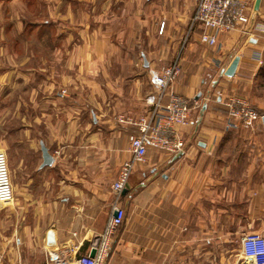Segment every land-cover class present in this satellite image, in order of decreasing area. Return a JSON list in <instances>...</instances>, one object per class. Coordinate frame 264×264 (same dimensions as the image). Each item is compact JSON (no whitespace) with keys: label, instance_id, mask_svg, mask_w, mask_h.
Instances as JSON below:
<instances>
[{"label":"crops","instance_id":"obj_1","mask_svg":"<svg viewBox=\"0 0 264 264\" xmlns=\"http://www.w3.org/2000/svg\"><path fill=\"white\" fill-rule=\"evenodd\" d=\"M50 1L51 13L63 3ZM196 1L94 0L93 12H83V20L95 19L88 31L93 46L87 41L82 49L89 52L82 63L93 61L95 104L80 109L91 120L80 129L70 109L51 106V96L39 97L43 87L31 85L36 74H0V103L12 88L6 84L24 83L33 108L45 107L43 123L51 134L45 144L55 158L41 167L38 139L20 140L28 143L22 162L33 168L15 169L13 214L0 218V264H49L48 250L65 242L91 253L113 211L112 183L131 156L130 136L137 134L119 115L151 110L148 68L175 57L181 72L173 91L198 100L190 124L180 128L187 147L175 153L148 148L147 161L137 165L123 191L126 215L105 264H254L238 251L247 233L264 234V31L238 28L219 35L216 45L204 44L200 27L188 30ZM252 2L250 25L264 26V0L258 10ZM236 56L235 74L225 75ZM51 76L44 79L45 92L54 86ZM231 95L244 96L261 112L253 130L226 127ZM25 104L19 100V107ZM34 122L23 124L20 134L32 132ZM6 133L1 118L0 138Z\"/></svg>","mask_w":264,"mask_h":264},{"label":"rangeland","instance_id":"obj_2","mask_svg":"<svg viewBox=\"0 0 264 264\" xmlns=\"http://www.w3.org/2000/svg\"><path fill=\"white\" fill-rule=\"evenodd\" d=\"M2 1H4V3ZM198 3L199 0L196 1L194 9L188 19V30L189 32H192L195 28L200 27V42L210 45L209 43L201 40V35L206 30L204 24L193 21V16ZM93 4L94 0H63V3L54 4V7H57L58 11L51 13L53 4L51 1L49 2V0H0V26L2 27L0 33V74H36L38 79L31 85L43 87L39 92V97L44 95H47V97L51 96L54 99V103L51 104V106L55 108H60V106H62L70 109L72 118L77 120L76 128L78 127V129H80L81 123H84L87 120L91 121L89 114L86 113V110L83 111L80 109L85 107L92 108L95 104V99L92 95L93 78L95 77L93 61L90 66L82 63V58H89V52H84L82 50L83 44L88 41L91 47L93 46V33H88V31H91L95 25V19L91 18L83 20L82 14L83 12H93ZM252 5V0H248L246 4L249 16L248 22L237 25L234 30L242 28L245 33L264 31V29H258L256 25L253 28L250 25V10ZM17 15L20 16V18H18ZM13 16L16 18L13 19ZM208 31L213 32V30ZM229 33H219V35ZM174 62L179 63L181 66L179 57H175L170 64L161 65L159 67L149 66L148 68L152 94L147 97V102L151 106V109L153 105L149 102V98L153 94H156L155 88L151 82V70H161L163 67H168ZM31 67L36 70H31ZM50 74H52L51 81H53L54 86L51 90H46L45 92L47 84L44 82V79L46 78V75ZM179 74L169 85L171 92H174L172 86L177 80ZM61 75H65V77L63 78ZM74 79L77 81H73ZM14 85L16 86L15 88ZM24 85L29 84H16L12 82L6 84V86H12V88L11 90L7 89V98L2 100V103H0L3 105L4 102V107H0V112L3 111V109L7 110V114L5 116L0 115V119H5L7 131L6 137L0 138V150L5 151L7 155L12 182L14 181L13 176L15 169L20 167L23 168L25 165L27 166V169H29L31 166L30 164L22 162L23 155L28 154V147L24 146L28 145V143L24 144V142H27L25 137H34L33 139H38L39 144L41 140L46 142L51 139V134L43 123L44 115L42 114V111H45V107L33 108V104L29 100L30 95L25 91ZM9 91L11 92L8 93ZM232 96L240 97L241 99L247 101V103L262 118L261 112L247 98L239 95H231L225 100L227 110L226 127L228 129L243 127L247 130H253L261 118L255 122V126L252 128L245 127L241 119L232 118L229 114L230 112L227 106V103L230 101L229 98ZM169 99V93L165 94L162 98L163 103H167ZM19 100L25 102L26 104L19 107ZM188 100L190 101L191 110L193 112V105H197L198 100L195 101L189 98ZM102 101L103 105L109 104L104 97H102ZM15 108L18 110L19 114H14ZM150 112L151 110L135 116L130 114H121L119 115V121L124 122L126 121L125 118L129 116L137 118L143 114H150ZM192 112L189 124L191 122ZM31 120L36 121L33 123V131L27 132L26 136L22 135V133L20 134V129L23 127V124H29ZM229 122H233L238 126H228ZM131 125L134 126L133 124ZM185 126L187 125L181 127ZM134 127L137 129L136 126ZM180 134L185 140L181 131ZM22 139L24 142L20 141ZM31 167L33 168V165ZM13 206L14 199L9 203L0 204V218L4 216L9 217L13 214ZM238 253H242V247ZM214 264L251 263L249 261L242 262L241 259L240 261H231V259H215Z\"/></svg>","mask_w":264,"mask_h":264},{"label":"built area","instance_id":"obj_3","mask_svg":"<svg viewBox=\"0 0 264 264\" xmlns=\"http://www.w3.org/2000/svg\"><path fill=\"white\" fill-rule=\"evenodd\" d=\"M247 2L248 0H199L193 21L201 22L206 28L201 40L215 45L219 33H229L237 25L248 22ZM256 27L264 29L260 23ZM180 69L179 63L174 62L161 70H151V82L156 94L149 98L153 105L150 114L137 118L122 116L137 127L138 133L130 136L131 156L123 161L118 176L112 183L115 204L104 230L92 242L91 250L95 249V255L82 253L79 243L65 242L48 250L49 264H104L111 250L113 235L125 219L126 211L121 204L123 191L137 165L147 161L148 148L155 147L172 153L186 149L180 127L189 124L192 112L190 101L169 89ZM167 93L170 99L163 103L162 98ZM229 99L227 106L230 116L241 119L245 127H254L255 122L261 118L259 114L240 97L232 96ZM228 126L238 125L229 122ZM13 199L14 189L8 158L5 151L0 150V204L9 203ZM242 253L254 264H264V235L260 232L247 233L242 239Z\"/></svg>","mask_w":264,"mask_h":264},{"label":"water","instance_id":"obj_4","mask_svg":"<svg viewBox=\"0 0 264 264\" xmlns=\"http://www.w3.org/2000/svg\"><path fill=\"white\" fill-rule=\"evenodd\" d=\"M261 4V0H255L254 2V8L256 10L259 9ZM239 56H236L233 61L231 62V64L229 65V67L225 70V75L227 76H233L236 72L238 63H239ZM263 120H264V116H263ZM40 146H41V151H42V157H43V162L41 164V167H44L46 165H51L54 162V156L51 154L49 148L47 147V145L45 144L44 140L40 141ZM91 256L95 255V249H92ZM105 264V263H104Z\"/></svg>","mask_w":264,"mask_h":264}]
</instances>
